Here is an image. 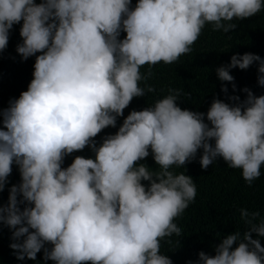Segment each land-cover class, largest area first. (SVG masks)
I'll list each match as a JSON object with an SVG mask.
<instances>
[{
  "label": "clouds",
  "instance_id": "1",
  "mask_svg": "<svg viewBox=\"0 0 264 264\" xmlns=\"http://www.w3.org/2000/svg\"><path fill=\"white\" fill-rule=\"evenodd\" d=\"M131 4L0 0V53L21 24L16 52L22 60L35 56L27 90L0 110V192L14 164L20 175L0 203V225L11 230L9 247L18 260L34 261L43 249L54 264H172L160 242L181 236L174 221L197 194L192 177L173 166L184 168L202 150L201 169L222 159L249 186L261 175L264 95L248 88L243 100L214 98L206 113L182 109L181 90L169 88L153 105L132 110L97 146L95 137L116 126L133 98L156 91L146 83L152 66L190 53L206 24L229 33L237 27L231 21L264 9V0ZM254 62L264 86V59L252 53L233 54L216 69L217 78L235 91L230 69ZM145 65L149 71L141 74ZM86 147L94 158L77 155L62 167L65 157ZM150 154L154 170L140 163ZM239 211L246 230L223 236L215 255L199 252L198 264H264V247L252 235L264 237V219L256 222L259 211Z\"/></svg>",
  "mask_w": 264,
  "mask_h": 264
},
{
  "label": "trees",
  "instance_id": "2",
  "mask_svg": "<svg viewBox=\"0 0 264 264\" xmlns=\"http://www.w3.org/2000/svg\"><path fill=\"white\" fill-rule=\"evenodd\" d=\"M39 3V0H36ZM137 0H132L134 7ZM22 23V22H21ZM237 27L229 33L213 31L210 24H206L198 40L192 45V51L182 55L173 64L160 62L151 67L153 73L146 83L152 85L156 91L146 93L144 97L133 98L129 106L124 110V115L117 118L115 127L105 128L95 141L97 146L107 135H113L118 131L123 119L132 110H142L168 94V89H180L182 95L177 101L182 109L206 113L213 99H220L226 103L230 96H239L245 99L246 93L242 91L248 88L254 95H264V86L257 83L258 63L254 62L248 69H230L234 77L235 91L232 83L222 82L217 78L216 69L226 66L233 54L243 55L252 53L264 59V9L253 17L244 20H233ZM21 24L13 26L9 33L8 45L0 53V110L9 106V101L19 97L22 91L32 79L35 56L22 60L16 52L17 44L22 42L19 36ZM122 32L120 38L124 37ZM39 54V53H38ZM141 74L149 71L145 65ZM145 81L140 82L144 87ZM227 87V93L221 91V87ZM207 122V121H205ZM2 127V125H0ZM202 151V150H200ZM200 151L192 162L184 168L173 166L175 173L184 172L192 177L196 185V197L181 216L175 219V223L181 228V236L166 237L161 240V253L172 260V264H198V253L203 251L212 256L215 255V246L221 238L235 231L243 233L247 225L240 218V209L249 212L259 211L261 216L257 223L264 219V165L261 166V175L249 186L242 178L240 169H232L222 160L218 159L206 170L199 164ZM94 158V153L85 148L83 151L74 152L65 157L62 167L71 164L75 156ZM140 163L152 170L156 169L151 154ZM20 175L17 166H12V173L8 177V183L3 192H0V203L6 204L8 189L19 184ZM147 185L146 181H142ZM19 199V197H18ZM23 209L24 205H20ZM258 238L264 247V237ZM11 230L7 226L0 225V264H54L51 260H44L43 249L37 253L36 260L16 259L14 251L9 247L12 243ZM234 245L233 247H235ZM51 248V245H45Z\"/></svg>",
  "mask_w": 264,
  "mask_h": 264
}]
</instances>
